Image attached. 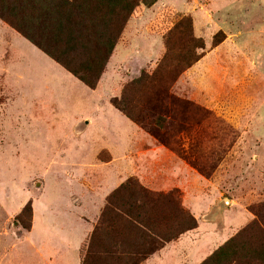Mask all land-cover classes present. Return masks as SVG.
Segmentation results:
<instances>
[{
    "label": "rangeland",
    "instance_id": "obj_1",
    "mask_svg": "<svg viewBox=\"0 0 264 264\" xmlns=\"http://www.w3.org/2000/svg\"><path fill=\"white\" fill-rule=\"evenodd\" d=\"M138 6L93 89L0 20V264H81L124 184L84 264H264V0Z\"/></svg>",
    "mask_w": 264,
    "mask_h": 264
},
{
    "label": "trees",
    "instance_id": "obj_2",
    "mask_svg": "<svg viewBox=\"0 0 264 264\" xmlns=\"http://www.w3.org/2000/svg\"><path fill=\"white\" fill-rule=\"evenodd\" d=\"M154 1L0 0V20L13 28L20 36L42 51L84 86L93 89L124 24L140 11L139 2L148 5ZM4 14H6V18ZM37 29L40 31L41 37L49 43L48 49L46 47L44 49L33 40V37H36L35 34L39 33ZM179 62V72L193 63L188 59H181ZM176 66H178L177 63ZM111 103L127 119L138 122V119L129 116L124 109L118 107L116 100H112ZM148 132L158 140L155 132ZM133 193L134 190H129L124 184L110 195L108 204L100 213L97 226L90 234V238L92 236L93 238L89 240L90 246L88 245L81 259V264L86 262L89 255L91 257L93 239L97 240L105 234V232H99L100 226L104 223L112 224L115 218L122 219L120 215L114 213L113 208L120 209L126 216L135 211L133 216L138 219L137 209L139 207L135 204ZM28 211L30 212L29 207ZM258 224L259 222L250 223L240 233L258 232ZM231 243L232 250L227 252L225 249ZM250 252H245L243 242L235 244L230 238L201 264H208L211 261L215 264H224L228 262L230 257L243 259L247 257L249 260H258V257H261L258 250H251ZM138 260L140 261L141 258H137L132 264H137Z\"/></svg>",
    "mask_w": 264,
    "mask_h": 264
}]
</instances>
